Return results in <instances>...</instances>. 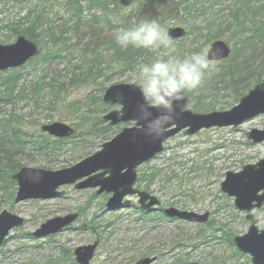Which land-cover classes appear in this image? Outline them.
Returning a JSON list of instances; mask_svg holds the SVG:
<instances>
[{
    "label": "rangeland",
    "instance_id": "1",
    "mask_svg": "<svg viewBox=\"0 0 264 264\" xmlns=\"http://www.w3.org/2000/svg\"><path fill=\"white\" fill-rule=\"evenodd\" d=\"M20 1L22 5L13 0L0 2V20L4 21L0 22V44L8 45L16 41V38H12L8 43L3 42L8 31L2 29V26H5L6 21L15 23L16 17L22 16L16 14L19 8L28 4L23 3L24 0ZM68 1L72 0H42L50 19L56 21V26L61 25L62 19L64 23L72 17ZM81 1L85 20L76 33L67 36L68 42L61 46L63 59L60 58L61 61L57 60L49 68L31 63L19 68V88L24 85L26 92L31 93L33 84L42 83V90L33 98L20 103L8 102L0 94V120L6 123L11 121L13 127L21 129L26 134L25 141L31 145L41 141V136L48 138L40 128L54 122L69 125L73 129L80 124H84V128L96 125V134L64 140L55 145L56 148L53 147L55 150L51 155L35 153L27 156L24 150L15 148L19 152L13 161L20 168H43L50 171L70 168L99 152L102 145L116 137L123 128L134 126V123H122L112 127L105 123L102 117L120 107H110L103 103L105 91L99 85L76 82L81 70L75 67L82 65L81 61L94 64L102 52L106 61L111 62L112 47L110 44H100L99 40L107 42L114 39L118 31L124 29L115 24L99 31V26L88 22L95 11L93 8L88 10L85 0ZM231 1L213 0L219 3L208 7L209 10L202 17L192 13L196 21H202L201 32L189 33L167 48L162 46L155 52L149 50L150 55L137 58L132 69L120 70L111 62L106 74L100 78L103 87L107 90L118 84L139 86L132 75L138 64L151 63L157 57L166 60L167 57H183L192 53L205 56L211 44L219 40L227 43L232 53L240 54L239 49L244 44L239 30L233 29L232 25H224L228 23L226 17L230 13L226 7ZM131 9L133 6L124 8L125 11L118 9L116 14H128ZM185 16L186 13L181 10L177 20L170 21L166 31L174 27H183L188 31L182 23L190 16ZM203 29L206 31L203 32ZM203 35L211 39L209 44H206ZM36 38L33 42L40 48V44L44 45L42 42L46 40L42 36V29L37 31ZM87 44L89 47L85 50ZM82 50L86 51L85 56L79 57ZM143 58L146 62H143ZM209 64V74L202 86L185 93L191 99L186 109L195 114L227 112L240 101L232 98L229 80L236 75L231 72L232 67L222 70L221 66ZM245 67L248 68L247 73H242L240 80L248 89L243 96L257 85V80L264 73V51H259L254 61ZM11 72L0 75V93L5 91L6 79ZM240 87L239 91L243 89ZM74 103L78 105L74 106ZM108 126L110 129H106ZM253 129H264V114L236 128L214 127L190 137L180 133L165 143L161 154L138 168V179L141 182L137 184V189L156 196L161 203V211L173 207L198 215L208 213L209 221L206 224L166 220L158 211L143 214L136 197L128 198L131 202L129 208L107 211L106 203L111 195L98 196L94 189L78 191L73 186H65L60 188L64 192L60 198L15 203L18 186L10 190L3 187L0 192V213L7 210L23 218L24 224L14 229L0 248V264H54L62 253L67 262L65 264H70L65 253L71 251L74 258L77 248L92 245L95 241L99 242V247L92 264H134L143 254H147V257L156 256L154 264H252L251 257L239 252L228 239L230 235L233 238L243 236L252 225L260 231L264 230V205L261 209L253 210L252 220H247L248 214L236 209L234 198L221 192V183L226 173H238L244 166L255 165L264 159V143L253 144L247 138ZM10 195H13L11 199ZM74 213L79 215L78 220L60 233L46 238L33 235L48 220Z\"/></svg>",
    "mask_w": 264,
    "mask_h": 264
},
{
    "label": "water",
    "instance_id": "2",
    "mask_svg": "<svg viewBox=\"0 0 264 264\" xmlns=\"http://www.w3.org/2000/svg\"><path fill=\"white\" fill-rule=\"evenodd\" d=\"M137 0H118L123 8H129ZM167 33L171 41L186 36L184 28H170ZM40 54L39 47L25 36H19L13 44H0V72L18 69ZM231 55L229 45L223 41H215L205 55L209 63L227 60ZM186 95V94H185ZM187 96V95H186ZM103 103L119 106V110L110 111L103 116V121L115 127L122 123H134L133 127H125L109 142L102 145L99 152L82 160L78 164L58 170L49 171L42 168H21L13 180L18 186L15 203L30 200H52L62 197L60 188L73 185L76 190L96 189L97 195L110 194L106 203L107 211L121 210L131 206L129 197H137L139 207L148 213L160 205L154 195L135 188L137 170L152 161L163 152L165 143L182 134L190 137L202 130L210 128H236L243 123L264 114V79L248 94L240 99L237 106L227 112H213L205 115L195 114L186 110L191 103L187 96L183 111L177 110L178 116L166 136L162 140L153 141L143 133V122L136 119L137 105L142 103L139 86L135 84H118L109 87L103 95ZM43 133L55 139H68L76 131L69 125L55 122L43 125ZM253 144L264 143V129H253L247 134ZM221 192L229 198H234V205L240 212L248 213L247 220H252L250 214L260 209L264 204V159L255 165L244 166L238 173H226L221 183ZM166 217L187 222L207 223L209 215H198L194 212L167 208ZM77 214L58 216L46 223L34 233L37 238H45L61 232L73 224ZM24 224V219L4 210L0 214V247L10 231ZM236 249L251 257L252 264H264V230L252 225L243 236L233 239ZM99 242L79 247L74 251L76 264H91ZM156 257H146L135 264H153Z\"/></svg>",
    "mask_w": 264,
    "mask_h": 264
},
{
    "label": "trees",
    "instance_id": "3",
    "mask_svg": "<svg viewBox=\"0 0 264 264\" xmlns=\"http://www.w3.org/2000/svg\"><path fill=\"white\" fill-rule=\"evenodd\" d=\"M2 1L6 2L9 0H0V2ZM13 1H15L16 4L20 5L21 3L22 5V2H19V0ZM228 1L230 0H225V2ZM82 2L83 1L81 0L68 1L67 6L69 11L72 12V17L64 23L62 19L61 25L56 26V21L50 19L46 6L42 4V0H24L23 3L28 4V6L22 7V9L19 8L18 13L16 14V16H22L19 18L16 17L17 19L15 23L6 21L5 26H2V29H6L8 31L3 42L8 43L10 39L17 38L21 35L31 41H36V33L39 29H42V36L46 37V40L45 42H42L44 45L40 44V55L29 63L38 66L42 64L48 68L51 67V65L55 64L56 61L61 58L63 53L61 46H64V44L68 42L67 36H69L72 32L76 33V31L79 30V26L83 24V20H85V17L82 15L84 10L81 5ZM85 3L88 5V10H92L93 8L95 11L90 16V20L88 22L99 26V31L115 24H119V26H123L124 29H128L132 27L133 23L139 22L141 19L146 17L149 19H156L166 30V28L169 27L170 21L177 20L179 13L182 10V12L186 13V18L187 14L190 16L182 23L188 29V35L194 31H202L200 24L202 21H196L191 14H199L201 17L203 14V16H205V13L209 10L208 7L217 5L219 2L216 3L213 2V0H138L128 14L120 13V16L116 14V11L118 9L119 11L125 10L119 6L117 0H85ZM226 8V11L230 14L229 16L226 15L228 23H225L224 25H232L233 29L239 30L244 46H241V49H239L240 54L234 52L227 61L214 63V66H221L222 70L225 67H227L226 69H228V67H232L231 72L236 75L233 76L231 81L229 80L230 88L233 93L232 98L235 101H238L248 89L242 79L240 80L241 74L247 73V70L250 67L248 66V68H246L245 65H250L254 61V57L257 53L262 50L264 51V0H233ZM0 22L2 23L4 21L0 20ZM72 23L73 25H70ZM204 31H206V29H203V32ZM203 39L206 44L211 42V39H208L206 35H203ZM103 42V40H99L100 44H110L112 47L110 49H113L111 55L112 57L110 58L111 62L114 65H117L120 70L132 69V65L136 62L137 58L147 56V54L150 55L149 50L146 49H134L132 47L125 49L120 47L116 42V37H114V39H109L107 42ZM88 47L89 44L84 47L85 50H87ZM85 50L81 51L79 57L85 56ZM173 57L178 56L175 55ZM61 59H63V57ZM167 59L168 57L166 60ZM142 60L143 62H146L145 58ZM111 62L106 61V57L102 54V52L97 56V60L94 61V64H91V62L85 63L84 61H81L82 65L75 67L76 70H81L79 79L76 82L82 84L92 83L97 86L99 85L102 91H106L103 87V83L100 82V78L106 74V70L110 68L109 64H111ZM239 70H241V72H238ZM263 77L264 73L257 80L256 84L260 83ZM20 78L21 75L18 74V71H14L8 75L5 83V91L0 93L2 94V98L4 100L13 103H20L28 100L29 98H33L36 93L42 90L43 84L35 83L32 88L33 92L27 93L24 85L20 88L18 86V83H20L19 81L21 80ZM239 86L243 88L240 89V91ZM77 105L78 103H74V106ZM3 126L4 130L0 135V192L3 190V187L7 190L15 187V183L12 181L11 177L17 169L20 168V165L13 161L16 153L19 152V150L15 151V148L24 150L27 156L35 153L39 155H51L55 150L53 147L64 142V140L52 141L41 136V141L34 142L32 143L33 145H31L25 141L27 138L26 134L16 126H14L16 127L14 128L11 121H8V123H5ZM83 126L84 124L75 126V130L78 133L73 138L80 137V135L84 134L87 136L96 134V125H90L85 128ZM106 129H110V127L108 126ZM140 182L141 180L139 178L138 183ZM146 189H149L148 186H146ZM12 196L13 195H10L9 198L11 199ZM231 236L232 235H230L228 239L230 244H232L234 237L232 236L231 238ZM65 254L68 255L67 259L70 264H76L71 251ZM63 255L64 253L57 257V261H55L56 264L67 263L65 262ZM146 256L148 255L143 254L142 257Z\"/></svg>",
    "mask_w": 264,
    "mask_h": 264
},
{
    "label": "clouds",
    "instance_id": "4",
    "mask_svg": "<svg viewBox=\"0 0 264 264\" xmlns=\"http://www.w3.org/2000/svg\"><path fill=\"white\" fill-rule=\"evenodd\" d=\"M116 42L122 48L146 49L155 52L167 48L171 37L156 19L144 18L128 29H121ZM206 56L192 53L165 60L154 58L151 63L136 66L133 77L139 84L142 103L137 105L136 119L143 122V133L153 141L162 140L183 111L185 93L198 90L209 74Z\"/></svg>",
    "mask_w": 264,
    "mask_h": 264
},
{
    "label": "flooded vegetation",
    "instance_id": "5",
    "mask_svg": "<svg viewBox=\"0 0 264 264\" xmlns=\"http://www.w3.org/2000/svg\"><path fill=\"white\" fill-rule=\"evenodd\" d=\"M8 71H9V70H8ZM8 71L0 72V75L6 73V72H8ZM11 71H12V72H14V71H18V73L20 72L19 69H12ZM12 72H11V73H12ZM5 123H6V122H5L4 120H2V119L0 120V135L2 134V131L4 130V126H3V125H4ZM7 123H8V121H7ZM7 123H6V124H7ZM40 129H41V128H40ZM44 135H47V134L44 133ZM48 139H50V140H52V141H53V140L56 141V139L53 138V137H51V136H49ZM17 172H18V171H17ZM17 172H15L13 175H15ZM13 175H12V177H13ZM12 177H11L12 181L15 183V186H17L16 182L13 180ZM73 187H74V186H73ZM74 188H75V187H74ZM75 190H76V189H75ZM96 195H97V193H96ZM107 195H108V194H107ZM98 196H99V195H98ZM156 211L161 212V214L163 215V217L167 220V217H166L165 214H164L165 209H163L162 211H161L160 209H158V210H155L154 212H156ZM154 212H151V213H146V212L144 213V212H143V214L148 215V214H153ZM206 214H208V213H206ZM199 215H200V214H199ZM208 215H209V214H208ZM78 218H79V215H78ZM78 218H77V220H78ZM77 220H76V221H77ZM171 220H174V219H171ZM175 221H177V220H175ZM208 221H209V218H208ZM11 232H12V231H11ZM11 232H10V233H11ZM10 233L8 234V236L6 237V239L3 241L1 247L3 246V244H4V243L6 242V240L8 239ZM98 247H99V246H98ZM97 249H98V248H97ZM155 257H156V256H155ZM156 258H157V257H156ZM136 262H137V261H136ZM136 262H135V263H136ZM91 264H92V262H91Z\"/></svg>",
    "mask_w": 264,
    "mask_h": 264
},
{
    "label": "bare ground",
    "instance_id": "6",
    "mask_svg": "<svg viewBox=\"0 0 264 264\" xmlns=\"http://www.w3.org/2000/svg\"><path fill=\"white\" fill-rule=\"evenodd\" d=\"M137 2H138V1H137ZM137 2H136V3H137ZM136 3H135V4H136ZM180 28H183V27H180ZM176 41H177V40H176ZM173 42H175V41H171V43H173ZM38 56H39V55H38ZM38 56H37V57H38ZM37 57H35L34 59H36Z\"/></svg>",
    "mask_w": 264,
    "mask_h": 264
}]
</instances>
